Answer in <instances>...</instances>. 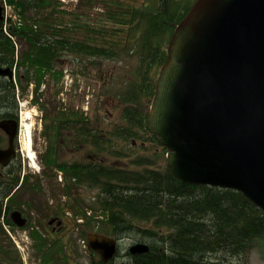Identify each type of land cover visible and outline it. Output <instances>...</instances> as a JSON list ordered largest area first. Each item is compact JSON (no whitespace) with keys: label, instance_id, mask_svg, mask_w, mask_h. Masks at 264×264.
I'll return each instance as SVG.
<instances>
[{"label":"trees","instance_id":"obj_1","mask_svg":"<svg viewBox=\"0 0 264 264\" xmlns=\"http://www.w3.org/2000/svg\"><path fill=\"white\" fill-rule=\"evenodd\" d=\"M195 1L156 0L146 6L137 0H79V6L67 12L60 11L58 7L62 4L57 0H0L3 17L4 7L8 6L18 22L15 24L12 18L0 22V68H10L16 76L10 81L0 76V104L14 110L19 109L16 91L26 92L31 84L34 98L30 105L44 110L38 93L46 75L59 84L62 73L56 70V65L63 56L115 59L128 51L132 33L138 24H143L137 42V74L125 94L117 98L123 105V125L116 126L108 137L110 133L92 129V123L82 116L64 112L49 117L48 126L43 124L48 129L42 132L47 142L40 156L45 167L42 175L57 178L51 173H60L67 197L78 187L98 190L89 204L90 210L86 209L91 215L82 224L85 229L80 231L79 238L86 241L87 235L95 233L119 242L135 233L139 236L138 243L148 245L149 251L144 255L131 256L126 252L115 264H248V254L253 248L260 249L264 257V215L258 208L234 190L187 185L177 181L165 164L151 167L158 157L156 153L146 160H130L136 168L129 170L107 166L100 157L85 164L59 161L57 139L66 138L61 135L65 130L73 144H91L98 156L104 151L128 157L110 150L113 140L128 141L132 147L144 135L157 143L147 128L148 110L142 106L151 102L156 77L167 62L166 46ZM18 41L23 44L19 52ZM164 153L165 150L162 156ZM20 173L19 169L13 189L4 192L8 202L3 221L14 230L16 227L9 219L14 211L29 220L26 229L31 224L15 200L16 195L26 187L40 191L38 178L31 185V177ZM18 185L19 190L13 193ZM77 209L76 216L84 213L81 207ZM61 211L58 207L53 218L63 222ZM97 213L103 218H95ZM2 228L1 223L0 231L5 235ZM41 228L44 229L42 225ZM60 229L61 226L55 231L51 229L50 236L47 233L43 236L31 227L38 264H78L76 248L70 252L61 239L50 238ZM6 252L11 264H21L10 241ZM3 253L0 236L1 258ZM90 253L95 255L91 250ZM92 263L102 264L100 260Z\"/></svg>","mask_w":264,"mask_h":264},{"label":"water","instance_id":"obj_2","mask_svg":"<svg viewBox=\"0 0 264 264\" xmlns=\"http://www.w3.org/2000/svg\"><path fill=\"white\" fill-rule=\"evenodd\" d=\"M193 4L166 46L147 128L177 181L234 190L264 215V0ZM12 74L0 68L9 81ZM9 155L0 153L3 165ZM10 220L17 229L27 222L18 210ZM86 237L102 264L115 259L114 238ZM148 251L140 243L128 250L131 256Z\"/></svg>","mask_w":264,"mask_h":264},{"label":"rangeland","instance_id":"obj_3","mask_svg":"<svg viewBox=\"0 0 264 264\" xmlns=\"http://www.w3.org/2000/svg\"><path fill=\"white\" fill-rule=\"evenodd\" d=\"M62 5L58 7L60 11H73L79 6V0H57ZM141 5L150 6L156 2V0H137ZM143 8V7H142ZM5 18H12V21L16 23V16L10 7H6L4 10ZM137 28V29H136ZM135 28V33H132L131 42L128 46V51H123L120 56L112 60L88 59L85 57L78 58L74 55H65L59 60L56 65V70L62 73V78L59 84L53 83L49 76H45L44 82L42 83L41 89L38 93L40 96L38 101L40 105H44V110L41 111L36 105H30L34 98L33 87L31 84L30 88L26 92L23 90L16 91V99L19 104L25 103L22 112H28L33 116L32 121V153L34 154V162L37 167L36 170L28 168L26 163H23L22 159V176L29 175L31 177L30 184L35 183V178L39 179V190H32L31 188H24L17 195L15 200L19 203V207L23 210V213L29 216L31 220L30 226L26 229L18 228L10 229L13 234L18 232H26L31 240L29 246L28 255L24 256L20 251L17 250L14 241L7 236L8 241L11 242L14 250L17 252L18 261L21 264H25L28 261L29 264H38L39 260L35 256V252L32 248L33 240L30 236L31 227L35 228L43 236L44 234L50 236L51 228L48 227V222L53 218L54 214L57 213L58 207L62 208L60 217L63 219L61 229L55 235L50 238L61 239L67 244V249L73 251L77 249L78 264H93L92 260H100L95 254L91 256L90 250L86 255L82 253L80 248V241L85 240L79 238L80 231L84 230V226H80L76 229V220L82 217L85 221L89 217L87 216L86 209H89V204L95 200V196L98 190L86 189L84 187H78L77 189L69 192V196H65L64 187L62 183V176L57 171H53L50 176L55 177H44L42 175L44 168L41 155L45 152L47 142L42 136V132L48 129L43 124L47 125L50 123L49 117L53 114L60 115L59 113L77 114L87 119L89 123H92V129H101L100 132L110 133L108 137L112 136V132L116 126L123 125L122 119V108L123 105L117 101L119 95H124L125 91L129 88L130 83L133 84V78L135 73L137 74L139 60L137 59V47H138V36L140 30L143 28V24H138ZM134 35V37H133ZM23 47L19 41L17 42L16 51H20ZM16 77V76H15ZM14 77V78H15ZM152 99V98H151ZM152 101V100H151ZM147 102V101H146ZM151 102H147L146 106L143 103L144 110H148ZM149 111V110H148ZM19 112V111H18ZM48 116V118H44ZM18 117L19 113H18ZM67 131H62L61 135H66L57 139L58 156L60 162H81L87 163L90 161L99 160L98 157L102 158L108 166L120 167L123 169H135L136 167L131 164L130 160H146L153 158L154 154H157L155 165L151 167H160L161 164L166 165V150L160 146L159 143L150 141V136L146 139L144 135H141L140 139L134 141V146L129 147V142H123L120 140H113V148L110 149L115 153H123L128 157L116 156L104 151L99 153L100 156L94 154L95 148L91 144L82 146L81 144H73L72 140L65 134ZM100 135V133H99ZM106 137V138H108ZM165 150L162 156L163 150ZM158 162V165H157ZM145 167V166H144ZM61 179V180H60ZM82 208V213L76 216L77 208ZM90 213V212H89ZM68 214H70L68 216ZM58 215V216H59ZM83 215V216H82ZM91 215V213H90ZM95 218H103L101 214H96ZM1 221V219H0ZM93 221V220H92ZM83 223V225H84ZM75 224V226H74ZM41 225L44 229L41 228ZM3 229V228H2ZM4 231V230H3ZM6 233V232H5ZM134 234V235H133ZM132 237H124L118 242L119 256L112 261V264L118 263L120 256H123L128 252L129 248L133 246L139 237L133 233ZM15 236V235H13ZM138 243V242H137ZM129 253V252H128ZM263 253L258 248L248 254V264H264Z\"/></svg>","mask_w":264,"mask_h":264},{"label":"flooded vegetation","instance_id":"obj_4","mask_svg":"<svg viewBox=\"0 0 264 264\" xmlns=\"http://www.w3.org/2000/svg\"><path fill=\"white\" fill-rule=\"evenodd\" d=\"M5 77H3L4 79ZM6 79V78H5ZM17 100V99H16ZM18 110H14L12 107L6 105V104H0V153H8L9 157L6 159V163L3 165L0 161V219L3 221L4 216L6 213V205L8 202V198H4L6 189H13V180L17 176L18 170L20 169V174H22V158H21V152L19 148V132H20V118L18 117ZM101 131V129L97 128ZM105 137V135H104ZM20 185L16 186L13 193L17 192L19 190ZM22 215V214H21ZM22 218L25 219L26 225H28L29 220H27L25 217ZM10 219V215H9ZM54 220V221H53ZM11 221V220H10ZM53 221L52 223H49ZM61 220H58V218H52L48 222V227H50L53 231H55L57 228V222ZM4 222V221H3ZM0 221V225H1ZM13 223V222H12ZM61 224L62 221H61ZM15 226V225H14ZM16 227V226H15ZM1 234V231H0ZM7 234L1 236V243L3 245V256L0 257V264H11L9 261V258L7 257L9 254L6 252L8 250V244L9 241L7 239ZM118 246V245H117Z\"/></svg>","mask_w":264,"mask_h":264},{"label":"built area","instance_id":"obj_5","mask_svg":"<svg viewBox=\"0 0 264 264\" xmlns=\"http://www.w3.org/2000/svg\"><path fill=\"white\" fill-rule=\"evenodd\" d=\"M7 7V6H6ZM4 7V10L5 8ZM3 20H7L4 16V19ZM6 26V25H5ZM19 99H18V106H19V116H20V132H19V148H20V152H21V158H23V163L27 165L28 168H31L32 167V163L35 164V162H33V159H30V157H28V150H27V140H28V137L26 136V132H25V127L23 126L22 127V124H21V121H22V108L26 107L24 106L25 103H22V104H19ZM31 116V115H30ZM31 124H32V121H33V116L31 117ZM32 139V138H31ZM31 147H32V141H31ZM32 150H33V147H32ZM33 157H34V154H33ZM33 169V168H32ZM37 169V168H36ZM61 180V179H60ZM87 216L90 217V213L87 212L86 213ZM70 214H68L69 216ZM2 222V226H3V230L6 232V234L10 237V239L12 241H14V244L17 248L18 251H20L22 253V255L24 256L25 258V255H28L29 253V246L31 245V240L29 238V236L27 235L26 232H18L17 235L16 234H13L9 228V226L7 227L5 225V223L1 220ZM84 223V219L82 217H80L79 219L76 220V224L77 226H82V224ZM15 235V236H13ZM80 248H82V253L84 255H86L89 251V247L87 246V242L85 240H81L80 241ZM25 261V264H29L28 261L24 260Z\"/></svg>","mask_w":264,"mask_h":264},{"label":"bare ground","instance_id":"obj_6","mask_svg":"<svg viewBox=\"0 0 264 264\" xmlns=\"http://www.w3.org/2000/svg\"><path fill=\"white\" fill-rule=\"evenodd\" d=\"M22 121H21V124H22V127L24 126L25 127V132H26V136L28 137V140H27V150H28V157H30V159H33V162H34V157H33V153H32V147H31V141H32V124H31V117L30 114L28 112H23L22 113ZM34 170H36V165L32 163V167Z\"/></svg>","mask_w":264,"mask_h":264}]
</instances>
